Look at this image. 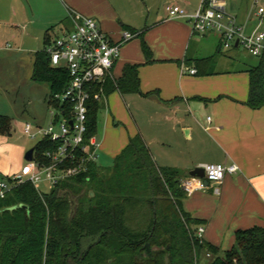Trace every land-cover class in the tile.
<instances>
[{
  "label": "crops",
  "instance_id": "1",
  "mask_svg": "<svg viewBox=\"0 0 264 264\" xmlns=\"http://www.w3.org/2000/svg\"><path fill=\"white\" fill-rule=\"evenodd\" d=\"M165 1L0 0V100L11 109L3 114L24 139L22 121L42 125L49 120L48 85L31 79L32 60L46 41L70 27L69 9L94 16L112 40L129 30L132 36L121 43L108 77L114 82L124 63L135 64L138 91L102 87L97 106L104 108L98 129L102 139L94 132L97 153L112 158L111 165L128 137L138 132L153 161L178 168L180 178L204 162L235 163L237 169L224 174L217 192L207 182L180 198L183 211L197 221L194 229L202 225V240L223 252L233 244L236 230L264 227V105L246 102L248 70L264 61V52L251 61L240 58L238 45L223 48L216 31H196L185 19L167 16ZM177 1L188 11L199 2ZM120 124L125 132L115 134L113 126ZM25 150L23 141L16 145L0 174L16 171ZM95 164L109 166L97 158Z\"/></svg>",
  "mask_w": 264,
  "mask_h": 264
},
{
  "label": "trees",
  "instance_id": "2",
  "mask_svg": "<svg viewBox=\"0 0 264 264\" xmlns=\"http://www.w3.org/2000/svg\"><path fill=\"white\" fill-rule=\"evenodd\" d=\"M141 47L147 54L143 42ZM135 66L124 63L114 82L105 77L103 89L138 91ZM248 71L246 102L264 105V61ZM30 77L47 83L46 101L55 104L51 95L61 91L68 73L50 65L42 47L34 52ZM97 106L88 99L85 137L95 132ZM9 126L10 117L0 113V133ZM56 144L46 137L34 140V157L47 161L41 151ZM180 175L174 166L156 164L135 132L109 166L88 162L85 170L40 192L28 180L13 184L0 197V264H264L263 226L236 230L223 252L195 237L197 221L180 204ZM18 203L25 208L9 209ZM84 236L91 242L81 248ZM200 253L208 254L205 261Z\"/></svg>",
  "mask_w": 264,
  "mask_h": 264
},
{
  "label": "built area",
  "instance_id": "3",
  "mask_svg": "<svg viewBox=\"0 0 264 264\" xmlns=\"http://www.w3.org/2000/svg\"><path fill=\"white\" fill-rule=\"evenodd\" d=\"M163 9L169 17L185 19L196 31H216L223 48L239 45L254 55L264 52V24L261 19L252 29H242L234 15L225 10V0H199L192 11L186 10L177 0H166ZM256 14L262 18L264 0L258 4ZM67 15L70 27L54 35L44 49L48 53L49 64L64 66L68 78L61 91L51 95L56 103L46 101L49 120L42 125L25 120L19 127L20 133L27 138L37 140L46 137L57 144L41 151L42 157L47 161L35 158L33 149L32 157L23 159L16 171L0 174V197L13 184L24 180L30 181L37 192L43 191L42 188H49L60 180L83 171L88 162L96 161L97 139L94 133L84 136L87 101L89 98L100 101L102 83L110 75L121 43L130 38L132 32L122 30L119 39L112 40L109 32L101 28L94 16L71 9L67 11ZM187 71L193 72L194 69L188 68ZM76 151L80 152L77 159ZM66 161L71 164H64ZM199 166L203 169L202 176L186 174L179 179V186L184 194L204 188L203 180L211 183L213 192H217V184L224 174L237 169L235 163L221 161L204 162ZM202 231V225H197L194 229L195 237L199 240L202 239Z\"/></svg>",
  "mask_w": 264,
  "mask_h": 264
},
{
  "label": "rangeland",
  "instance_id": "4",
  "mask_svg": "<svg viewBox=\"0 0 264 264\" xmlns=\"http://www.w3.org/2000/svg\"><path fill=\"white\" fill-rule=\"evenodd\" d=\"M194 1V0H193ZM197 2V0H195ZM261 3L260 1L254 2L252 0H225V10L230 13L233 14L235 17V21L240 24L242 26V29L244 30H250L252 29L256 23L261 19L262 23L264 24V14L262 16V18H260V16H258L256 14V9L258 4ZM229 48H235L234 46L229 47ZM237 53L239 55L240 58L242 59H247L248 61L253 60L254 58L258 59L259 56H255L250 54V52H248L247 50H245L244 48H242L241 46H237L236 48ZM110 100L111 97H108V103L109 106L112 107V102L110 105ZM114 104V103H113ZM16 105V103L14 104ZM13 106V105H11ZM21 107V105H20ZM0 108L2 109L1 112L2 113H9V111L11 112V109L9 107V105L7 104V101L5 100H0ZM111 110H113L111 108ZM4 111V112H3ZM105 111H107V109L105 108ZM45 117H48L46 110L44 111ZM104 118V108H97L96 112H95V129L97 130V137L102 139V135L100 133L99 126L102 124ZM116 120L114 118V120L112 121V123H115ZM111 123V122H110ZM111 123V124H112ZM113 126V125H112ZM121 128L117 127V125H114L113 130L115 132V134L119 133V130H123V132H125V128L122 124H120ZM15 124L13 122H11L10 119V126H9V131L8 133H0V170H2V168L4 167V165H7L8 163H10L11 160V153L14 151L15 146L22 143L23 141V145L27 148L31 145H33L34 143V139H24V137H22L17 130H14ZM104 137V135H103ZM105 156V154L103 153V155L97 156V161L101 164V165H109L112 161V158ZM10 158V159H9ZM43 190H46L47 188H42ZM91 242V238L90 237H82L80 240V246L81 248H84L88 243ZM199 259L201 261H205L207 259V256L203 255L200 253V257Z\"/></svg>",
  "mask_w": 264,
  "mask_h": 264
},
{
  "label": "water",
  "instance_id": "5",
  "mask_svg": "<svg viewBox=\"0 0 264 264\" xmlns=\"http://www.w3.org/2000/svg\"><path fill=\"white\" fill-rule=\"evenodd\" d=\"M234 43H236V40H234ZM32 150H33V145L29 146L28 148H26V150L23 152V158L24 159H30L32 157ZM188 174L190 175H197V176H202L203 175V169L201 166L199 165H195L192 166L188 171ZM203 182L206 184V180H203ZM87 194L91 195L92 194V190L89 188L87 190ZM25 208V205L22 203H18L16 205L10 206L9 209L12 208Z\"/></svg>",
  "mask_w": 264,
  "mask_h": 264
},
{
  "label": "flooded vegetation",
  "instance_id": "6",
  "mask_svg": "<svg viewBox=\"0 0 264 264\" xmlns=\"http://www.w3.org/2000/svg\"><path fill=\"white\" fill-rule=\"evenodd\" d=\"M144 246L146 247V244H144Z\"/></svg>",
  "mask_w": 264,
  "mask_h": 264
}]
</instances>
